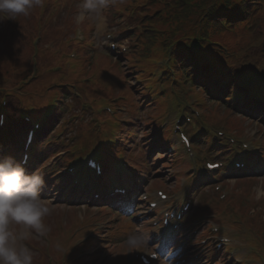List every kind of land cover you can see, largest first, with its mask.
Masks as SVG:
<instances>
[{"label":"rangeland","instance_id":"obj_1","mask_svg":"<svg viewBox=\"0 0 264 264\" xmlns=\"http://www.w3.org/2000/svg\"><path fill=\"white\" fill-rule=\"evenodd\" d=\"M57 1L62 3V4L57 3L60 8H62L65 5L64 9H56V11H58L60 14L59 18H60V23H62V27L56 22L57 14L53 13L51 19L48 21L47 33H57V35H61L62 44L68 41L66 42V44H68L67 46L71 47V50L73 53L79 52L81 48L84 46V43L82 41L84 38L89 42L90 46H94L96 38L95 36L92 38L90 31L88 30L90 23H87V21H85L83 24H80L78 21H80L84 17L83 15H85L86 13L88 15L89 14L91 15L93 21H95L97 25H98V21L102 19L103 23L105 24V27L103 29L99 28V33H102V31L107 28V25H106L107 20L105 17L106 8L103 9L99 15H96L94 13L89 12L88 10H85L83 8V3H81L80 5L82 6V12H80L77 15V21H75L71 13L72 11L71 6L73 5V2L70 3V6H67L66 4L68 0H55V2ZM78 26L81 27L82 36H83L82 39H78ZM10 28L11 27L7 26L6 24L0 21V86L9 88V89L13 88L14 86H21L22 88H25V89H32V88L45 89L49 83V80H48V77L45 76L44 73L41 74L42 78L44 79V82L39 85H36L37 79L32 78L29 81H27L28 76L31 74V70H27L26 68L30 64L29 63L30 47L28 46V41L24 34H22V36L18 35L17 33L13 32V30H11ZM258 30L261 31L260 26ZM244 31L246 30L242 27V25H238L234 27L232 30L219 33V35L215 37L217 40L220 39L223 45L225 44L228 47L239 50L242 47H244V45L241 43L236 44V41H237L236 39L237 37L243 35L245 33ZM10 33H13V34H10ZM94 33L95 35L99 34L97 30H95ZM253 41L255 42V39H253ZM58 51L60 50L58 49ZM242 51L243 50L241 49L240 52ZM12 52L15 53L16 55L11 54ZM66 52L67 50L64 49L63 54H65ZM248 52L254 56H258L261 53L264 54V39L262 40L261 43L258 44L257 47L253 46ZM108 53L111 54L110 52ZM108 53L101 46L98 47L96 56L92 58L93 67L95 69H99L100 67H103V69L106 68L111 71V68L116 67V64L113 62V60L111 59V56ZM68 57H70L69 54L65 56L64 62L66 64L76 66V70L78 71L79 74L84 73V70L81 67V65L77 64L75 61H73L72 58L70 59ZM89 71H90V68H89ZM38 72L41 73V70H39ZM92 81L96 88L102 86L101 79L98 74H94V76L92 77ZM130 83L135 86H138L140 84L135 79H130ZM109 96H110L109 88H103L98 91V98H99L98 102L99 103L97 105V108L99 111L105 108L104 105L107 104ZM151 111H152V115H154L155 110L152 109ZM146 116L147 114L145 112L140 114V117H146ZM137 119L138 118H136V121L140 125L141 129L135 134L136 135L134 136L135 141L143 140L144 142L148 141L150 144L152 141H154V138H155L154 132L152 131L151 134L143 137V134L140 131L144 129L148 130L151 127L147 126L146 122H142ZM113 127H116V129L119 130V126L116 120H114ZM112 132H114V129H112ZM155 135H156V132H155ZM105 141H108V139ZM128 144H130V142H127V145ZM137 153H138V149L135 150L134 154H137ZM149 154H150V158H149L150 161L148 162V164L151 166V171L159 170V173L152 174L151 178L149 177L150 173L146 175L147 180L145 181V183H148L147 185L149 186V184H151L155 178H159V177L165 178L166 177L165 183L170 184V185L173 184L175 181V178L174 177L170 178V174L174 172L173 170L174 168L172 169L168 167L164 168L161 166L160 162H156L158 158H159V161L163 160V162H168V160L172 158L170 153L164 150L163 146H160L158 148L153 147L151 151L149 152ZM247 181H251L250 183H252V186H254V188L257 190L256 193L258 192V193L264 194V178L259 179L257 181L255 180L254 181L247 180ZM61 182L62 180L58 181L55 185H58ZM182 182H184L183 179H182ZM234 182L235 180L229 179V185L233 184ZM245 183L246 181L240 184V182L237 180L236 182L237 185H235V187L236 186L238 187V184L239 186L245 185ZM246 185H249V184H246ZM259 187L263 188L262 192L259 190ZM168 189H170L169 185H168ZM258 196L259 194H257V197ZM250 198H252V195L249 194L247 199H250ZM48 200L51 201V204H50V207L52 209L51 214H53L49 216L50 220H49L48 227H52L56 223V217L58 213L61 210H64L67 207V205H62L64 203L53 201V197L48 198ZM144 219L145 220L141 221L139 220V217L135 218L133 220L131 230H132V233H140L143 235L144 242L142 244H147L148 246H152L154 244V240L153 239L151 240L152 238L151 230L146 229L147 228L146 226L151 225V223L147 221L148 215L145 216ZM12 227H13V230L18 231L24 226L13 225ZM101 227H102V224L100 225V228ZM201 227H203V225H201ZM101 236L102 237H98V239L107 238L106 233L101 234ZM43 238L44 237H39L33 232V234L29 237V239H27L26 241H23V243L27 244V246L32 249L33 245H40V242H42ZM196 239L198 241V237H196ZM126 240H127L126 237H122L121 242L119 244L109 245L108 248L110 249H102V250L97 249L93 255V259L89 261V263L90 264H123L122 259L124 255L126 256L128 254V251H129V246L126 243ZM199 242L201 245V240ZM213 243L214 242H212L211 244ZM200 245H197V246H200ZM205 245H207V243ZM138 246H141V245L139 244L135 247H138ZM210 246L211 245H209V247ZM196 250L197 249L195 245L189 246L187 248L183 247L175 252V254L179 253V251L183 252L181 256H179L177 259H172L175 256V254L170 257H169L170 255L169 254L165 258V264H214V261L212 259L206 263H203L204 259L200 256V254L197 257L198 260L196 262L194 261L193 263H191V261L193 260L192 255L194 254V252H196ZM34 252L36 253V255L34 257L33 264H38L37 251L34 250ZM262 254L264 255V246L262 247ZM100 257H102V259H100ZM63 260H64V257H63ZM263 260H264V257L257 261L258 264H264Z\"/></svg>","mask_w":264,"mask_h":264},{"label":"clouds","instance_id":"obj_2","mask_svg":"<svg viewBox=\"0 0 264 264\" xmlns=\"http://www.w3.org/2000/svg\"><path fill=\"white\" fill-rule=\"evenodd\" d=\"M42 0H0V16L15 18L27 16ZM109 0H84L83 8L99 15L107 8ZM27 157L17 161L14 157L0 158V264H33L36 253L23 243L33 232L46 237L50 228L44 217L51 214V201L42 196L45 184L39 171L29 173L25 168ZM13 225H22L13 230ZM144 242L140 233L127 237L129 247ZM59 247V246H58Z\"/></svg>","mask_w":264,"mask_h":264},{"label":"trees","instance_id":"obj_3","mask_svg":"<svg viewBox=\"0 0 264 264\" xmlns=\"http://www.w3.org/2000/svg\"><path fill=\"white\" fill-rule=\"evenodd\" d=\"M201 3V9H206L210 16V10L215 11V14L222 15L220 18L231 17L235 18L234 7L237 6V3H234V0H199ZM189 37L182 38L175 42L177 47V54L186 53L189 56H195L197 53H194L190 50V43L188 42ZM200 55H208V51L203 47L200 52ZM213 57V56H211ZM197 60L201 58H196ZM205 59V58H204ZM207 61L211 58L208 56Z\"/></svg>","mask_w":264,"mask_h":264},{"label":"bare ground","instance_id":"obj_4","mask_svg":"<svg viewBox=\"0 0 264 264\" xmlns=\"http://www.w3.org/2000/svg\"><path fill=\"white\" fill-rule=\"evenodd\" d=\"M98 28H100V29H103L104 28V23H103V20L102 19H100L99 21H98Z\"/></svg>","mask_w":264,"mask_h":264},{"label":"snow or ice","instance_id":"obj_5","mask_svg":"<svg viewBox=\"0 0 264 264\" xmlns=\"http://www.w3.org/2000/svg\"><path fill=\"white\" fill-rule=\"evenodd\" d=\"M209 167H217V165H209Z\"/></svg>","mask_w":264,"mask_h":264}]
</instances>
